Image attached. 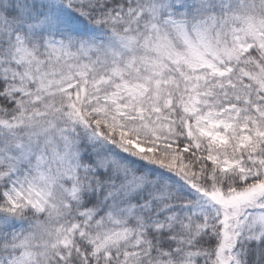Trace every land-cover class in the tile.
I'll return each mask as SVG.
<instances>
[{
  "label": "snow or ice",
  "instance_id": "snow-or-ice-1",
  "mask_svg": "<svg viewBox=\"0 0 264 264\" xmlns=\"http://www.w3.org/2000/svg\"><path fill=\"white\" fill-rule=\"evenodd\" d=\"M0 264H264V0H0Z\"/></svg>",
  "mask_w": 264,
  "mask_h": 264
}]
</instances>
